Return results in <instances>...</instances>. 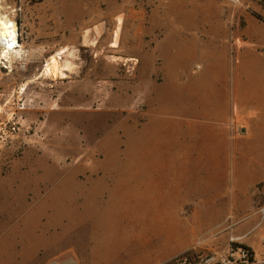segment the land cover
<instances>
[{
	"label": "rangeland",
	"instance_id": "obj_1",
	"mask_svg": "<svg viewBox=\"0 0 264 264\" xmlns=\"http://www.w3.org/2000/svg\"><path fill=\"white\" fill-rule=\"evenodd\" d=\"M0 1L28 54L0 60V264H222L238 246L264 260L251 202L218 170L264 130L250 101L264 99V0ZM61 50L77 69L51 79ZM88 79L101 93L81 104Z\"/></svg>",
	"mask_w": 264,
	"mask_h": 264
},
{
	"label": "crops",
	"instance_id": "obj_2",
	"mask_svg": "<svg viewBox=\"0 0 264 264\" xmlns=\"http://www.w3.org/2000/svg\"><path fill=\"white\" fill-rule=\"evenodd\" d=\"M110 18V17H109ZM97 26V29L99 30V26ZM135 46V45H134ZM182 46V45H181ZM193 46L191 47H184L182 46L180 49L183 50L182 52H184V56L185 58H193L195 56V53L193 52ZM163 51L166 54H169V48L166 46V48L163 49ZM250 57L249 59H245L242 58V56H239V64H240V71L242 72L244 70V72H249L252 71V69L255 66V58L254 56V52L250 53ZM146 56V54H145ZM135 56H129L128 58H132ZM151 59L150 55H147V57L145 58V63H149ZM249 67V69H246L245 67ZM80 75V74H79ZM80 77H82L80 75ZM85 81H87V78H83ZM75 80V79H74ZM89 81V79H88ZM89 83V87L91 89L90 91V95L91 97H87L85 99H81V104L83 101V104L86 103H91V98L95 99V97H97L98 95H100L99 93H101V90L99 89V87L93 83H91L90 81ZM73 82L70 84V86H72ZM77 95V93H75ZM73 94V96L75 95ZM70 99L69 105L72 106L71 101L73 99ZM250 101L257 105V106H261L264 108V99L261 98L259 99L258 97H256V95L254 94L253 96L250 97ZM90 99V100H89ZM85 100V101H84ZM89 101V102H88ZM80 103V102H79ZM81 107L83 108V106L81 105ZM84 110H89V111H93L90 109H85ZM58 110V109H57ZM62 111V110H59ZM65 111V110H63ZM263 113H261L259 115V117L262 115ZM251 137H250V146L247 148H243L239 145L234 147V163H233V167L232 169H225V168H218V170H229L232 171V173H229V175H231L232 180H233V190L231 193V196H233V199L235 201L238 200H248L251 202L252 206H253V213L256 212L257 217H256V222L254 224L253 229L257 230L259 229L260 231L264 232V210L260 211L261 207H264V130H256V131H251ZM52 154V153H50ZM57 158V156H54V158ZM206 172H202V174H198L201 181H202V185L205 186H210L211 183V179L213 178V174H210V170L211 168L209 166H207L205 169ZM228 173L224 174V172L222 173H217L215 174L216 177L222 178L224 176H227ZM90 182H92L91 178H87ZM93 187H96L97 184L93 183ZM220 184V182H219ZM220 186V185H219ZM39 193V192H38ZM45 199V198H44ZM43 199L41 200V203L37 206V208L41 209L42 208V203H43ZM263 213V214H262ZM37 216H43L44 214L40 213V211H37ZM77 216H79L77 214ZM264 234V233H263ZM209 264V263H208Z\"/></svg>",
	"mask_w": 264,
	"mask_h": 264
},
{
	"label": "bare ground",
	"instance_id": "obj_3",
	"mask_svg": "<svg viewBox=\"0 0 264 264\" xmlns=\"http://www.w3.org/2000/svg\"><path fill=\"white\" fill-rule=\"evenodd\" d=\"M3 3L0 1V60L4 59L5 61L7 60L12 61L13 56H16L18 58H23L28 54H27V51L24 49V45L21 43L19 39V29H18L17 23L11 19L10 9L7 5L6 6L3 5ZM117 18L120 20V23L118 25L121 26V22L122 20H124L125 16L123 15V13H120L117 16ZM89 31L90 29L86 30V34ZM120 38L121 37H120V29H119L116 31V34H115V42L119 43ZM77 50L78 49H76L75 47H73L72 50H70L69 53L71 54L72 57L78 54ZM66 52H67L66 50H61L59 51L58 55H53L52 57L48 59L47 64L44 68V72L46 73L47 77L51 79H56L59 77V73L62 74L60 76L67 77V76H70L69 74L76 71L77 62H75L72 59V57L70 58L67 55H64V56L62 55V53L66 54ZM121 57L122 56L117 55L116 59L121 60V61L127 60V59H121ZM63 58H64V63H63L64 68L63 70H60V63ZM1 110H2V107L0 104V111ZM64 264H67V263H64Z\"/></svg>",
	"mask_w": 264,
	"mask_h": 264
},
{
	"label": "built area",
	"instance_id": "obj_4",
	"mask_svg": "<svg viewBox=\"0 0 264 264\" xmlns=\"http://www.w3.org/2000/svg\"><path fill=\"white\" fill-rule=\"evenodd\" d=\"M7 62H9L7 60ZM129 62V61H128ZM125 62V63H128ZM3 67L8 68L5 61L3 62ZM134 60H130L128 64V68H133L132 64H134ZM127 71H131L130 69ZM264 207L260 208V211H263ZM262 241L264 242V235H262ZM251 250L246 246H238L237 248H232L229 255L222 260V264H264V260H257L252 258ZM202 260V259H201ZM168 264H199L197 263L193 255L191 254H184V255H177L175 256L172 261Z\"/></svg>",
	"mask_w": 264,
	"mask_h": 264
}]
</instances>
